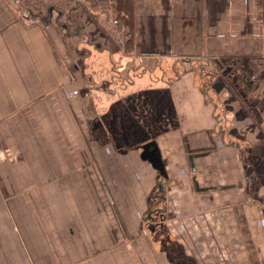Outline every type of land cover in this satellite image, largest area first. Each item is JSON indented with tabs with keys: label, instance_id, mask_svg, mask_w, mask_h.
I'll list each match as a JSON object with an SVG mask.
<instances>
[{
	"label": "crops",
	"instance_id": "1",
	"mask_svg": "<svg viewBox=\"0 0 264 264\" xmlns=\"http://www.w3.org/2000/svg\"><path fill=\"white\" fill-rule=\"evenodd\" d=\"M132 2L127 14L108 1L114 23H131L115 51L82 31L79 7L95 9L72 0L66 29L84 39L68 56L51 21L0 0V264H264V0ZM53 7L70 20L66 0ZM97 53L113 100L140 82L172 96L138 141L124 121L101 135L96 89L81 84ZM155 206L166 238L145 217Z\"/></svg>",
	"mask_w": 264,
	"mask_h": 264
},
{
	"label": "rangeland",
	"instance_id": "2",
	"mask_svg": "<svg viewBox=\"0 0 264 264\" xmlns=\"http://www.w3.org/2000/svg\"><path fill=\"white\" fill-rule=\"evenodd\" d=\"M18 1H19L20 14L25 13L27 15V18H31V17L34 18L36 16H40L42 13L39 9H41L42 7H45L42 4L43 0H35V2L38 3V5L35 6V8H32V6L28 4V0H18ZM49 1H51V4L45 7L46 13L43 14V16H41L42 21H45V22L51 21L52 24L56 26L57 30L62 31L63 33L62 38H64L67 42L68 56L72 55L73 53L75 54V51L73 50L77 49L78 42L80 40H83L84 36L82 37L80 35H75L74 33H70V32L68 33L66 26L67 25L73 26V24H75L76 22V19H78L80 15H76L75 12L73 11V7L70 5L72 0H66L67 5L69 6L68 10H70L69 12L67 11L68 12L67 15L68 17L69 16L72 17V18L70 17V20H68L69 18L68 19L64 18V16L63 17L61 15L58 16V12L56 10H53L54 4L55 3L56 5L58 4V0H45V2H49ZM108 1L109 0H84V2L87 5L86 7H90L89 9H92V8L95 9L94 11L95 13H98L99 17H95V15L97 14L91 13L90 10H89L90 13H88L86 9H84L83 7H79V8H82L83 11H85L84 13L85 18H83L85 25L82 31L89 32L91 34L90 36L92 38V41H94V45H96L97 47L111 46L113 48L115 46L113 50L116 51L118 45L120 46L119 44L120 40L117 38L118 36L117 29H119L120 27L122 28V25L120 24L117 25L114 23L113 19L116 18V16L112 14L110 11L109 12L107 11ZM109 3L111 7L113 8L112 2H109ZM94 18H97L98 20L96 21ZM59 21H60V24H59ZM54 29L51 28V30H54ZM79 53L80 54L76 53L74 57L76 58V60L80 59L81 56L86 54V52L81 53V51ZM97 54H96V57L97 58L99 57V58L97 59V62H95L96 63L95 71L93 70L92 72L91 70L88 71V73H90L89 74L90 76H92V74H96V68H99V69L101 68V67H98L100 66L98 65V63L100 61H104L107 57V54H105V56H102L99 53ZM109 55H111L112 58L114 57V55L115 57H118L117 53H114V55L112 53H109ZM73 61L74 60H72V63ZM162 61L164 62L165 65L168 66V68L170 69L173 68V64H172L173 60H171V58L164 59ZM174 66H177L176 68L180 67V65L178 66L177 64H174ZM101 70H104V69H101ZM101 70L97 72V74L95 75L96 76L95 79H93V77L92 78L86 77L88 75L86 74L84 75L85 77L83 76L82 78L83 80H81L82 81L81 84L83 83L84 85L83 90L85 92L90 90L87 87V85H89L91 82H93L91 83V85L94 86L96 89L94 91V94L92 95V100H93L92 104H90L89 107L92 109L91 112L93 113L94 116L100 117L98 125L101 126V128L99 127L101 135H102L101 130L104 129L103 128L104 126H102V124L107 125V126H110L109 124L114 125V123H110V122L108 124V121H112V120L116 121L115 124H116V128L118 129L117 132L124 133L123 128H122L123 124L121 123L122 121H124V123H128L129 125V128L127 129L128 133L126 132V134L132 137V141H138L139 138L137 137H139L140 135L138 134L140 130L142 133L141 135H145L143 131L144 129L147 130L148 134L151 133L150 132V129H151L150 122L152 121L153 119L152 117H154L155 114L157 115L169 114L170 112L168 113V111L172 110L173 108L172 106L173 104L171 102L172 96H170V92L168 90H163L160 88L154 89L155 85L151 87L152 84L149 87H146V84L141 83V82L136 84L135 88H133L134 90L133 95L129 96L126 99V101H122L121 99L113 100L112 97H110L107 94L105 89L100 87L101 81H102L101 77L103 76L105 77L106 74H108V72L106 71L104 72ZM183 71H184L183 69L179 68L178 74L180 75V73ZM100 72H104V73L100 74ZM188 77L189 76H185L184 79L181 81V83L182 82L186 83V80ZM157 87H160V85ZM147 89H150V90H147ZM76 91L78 92V89ZM148 91L151 93H147ZM172 115H173V112H172ZM156 200L159 203V198L158 199L156 198ZM154 226L158 227L157 229H159L156 234L157 237L166 238L168 236L167 234L169 233L168 232L169 230L166 228L167 224L164 225L163 223L161 224L158 221H155ZM188 233L192 239L200 238V234L198 237L197 231L196 232L189 231ZM197 248L199 250L201 247L197 246Z\"/></svg>",
	"mask_w": 264,
	"mask_h": 264
},
{
	"label": "trees",
	"instance_id": "3",
	"mask_svg": "<svg viewBox=\"0 0 264 264\" xmlns=\"http://www.w3.org/2000/svg\"><path fill=\"white\" fill-rule=\"evenodd\" d=\"M125 1V2H124ZM115 3L117 4L116 5V8L118 9V7H119V11L120 12H122V11H125V12H127V14L128 13H130L131 12V3H133L132 2V0H115ZM123 3V4H122ZM120 4H122V6H120ZM126 17V16H125ZM118 18V17H117ZM125 19H129V17H127V18H124V20ZM124 23L125 24H127L128 26H130L131 25V23L130 22H123V21H119V19H116V22H115V24H120V25H122V27L124 26ZM119 29H121V27L119 28ZM133 38V37H132ZM132 38H125L126 40L124 41V46H123V48H124V51L126 52V53H130V52H132V49H133V39Z\"/></svg>",
	"mask_w": 264,
	"mask_h": 264
},
{
	"label": "flooded vegetation",
	"instance_id": "4",
	"mask_svg": "<svg viewBox=\"0 0 264 264\" xmlns=\"http://www.w3.org/2000/svg\"><path fill=\"white\" fill-rule=\"evenodd\" d=\"M40 11H41V15L40 16H36V17H31L32 19H35V20H42V17L41 16H43V14H45L46 13V9H45V7H43V8H41V9H39ZM40 14V13H39ZM94 17V16H93ZM95 20H97L96 18H94ZM81 41V40H80ZM86 51V54H88V51L87 50H85ZM86 54L85 55H83V56H86ZM81 64H83V62H81V61H79ZM95 78V76H93V79ZM155 211L156 212H154L153 213V215H154V219H153V221H152V223H154L155 221H158L159 223H161V221L163 222V220H164V217H165V215H164V213H163V211H162V208L160 207V206H155Z\"/></svg>",
	"mask_w": 264,
	"mask_h": 264
},
{
	"label": "water",
	"instance_id": "5",
	"mask_svg": "<svg viewBox=\"0 0 264 264\" xmlns=\"http://www.w3.org/2000/svg\"><path fill=\"white\" fill-rule=\"evenodd\" d=\"M158 188L163 191L164 190V181L163 179H161V177L158 179ZM156 209L154 210H151L147 213V215L145 216L148 220H150L151 222L153 221L154 219V215L153 213L156 212L155 211ZM153 224V223H152ZM154 226V225H153Z\"/></svg>",
	"mask_w": 264,
	"mask_h": 264
},
{
	"label": "built area",
	"instance_id": "6",
	"mask_svg": "<svg viewBox=\"0 0 264 264\" xmlns=\"http://www.w3.org/2000/svg\"><path fill=\"white\" fill-rule=\"evenodd\" d=\"M4 157H5L4 152L0 146V164L4 161Z\"/></svg>",
	"mask_w": 264,
	"mask_h": 264
}]
</instances>
